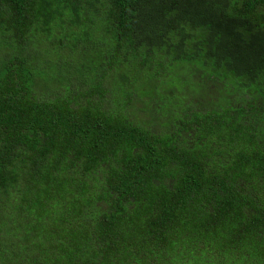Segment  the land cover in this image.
I'll return each instance as SVG.
<instances>
[{"label": "trees", "instance_id": "1", "mask_svg": "<svg viewBox=\"0 0 264 264\" xmlns=\"http://www.w3.org/2000/svg\"><path fill=\"white\" fill-rule=\"evenodd\" d=\"M0 264H264V0H0Z\"/></svg>", "mask_w": 264, "mask_h": 264}, {"label": "rangeland", "instance_id": "2", "mask_svg": "<svg viewBox=\"0 0 264 264\" xmlns=\"http://www.w3.org/2000/svg\"><path fill=\"white\" fill-rule=\"evenodd\" d=\"M108 108H110L109 105H108Z\"/></svg>", "mask_w": 264, "mask_h": 264}]
</instances>
